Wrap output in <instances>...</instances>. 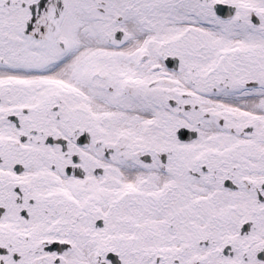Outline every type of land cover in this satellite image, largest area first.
<instances>
[{"label": "snow or ice", "instance_id": "snow-or-ice-1", "mask_svg": "<svg viewBox=\"0 0 264 264\" xmlns=\"http://www.w3.org/2000/svg\"><path fill=\"white\" fill-rule=\"evenodd\" d=\"M0 264H264V0H0Z\"/></svg>", "mask_w": 264, "mask_h": 264}]
</instances>
